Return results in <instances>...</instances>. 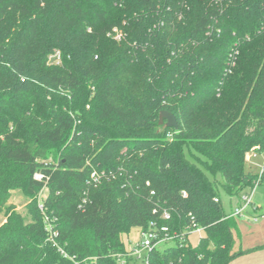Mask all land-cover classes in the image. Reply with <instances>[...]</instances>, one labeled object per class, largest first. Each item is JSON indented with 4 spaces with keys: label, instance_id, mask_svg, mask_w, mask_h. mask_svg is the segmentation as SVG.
Wrapping results in <instances>:
<instances>
[{
    "label": "trees",
    "instance_id": "1",
    "mask_svg": "<svg viewBox=\"0 0 264 264\" xmlns=\"http://www.w3.org/2000/svg\"><path fill=\"white\" fill-rule=\"evenodd\" d=\"M254 151L264 0H0V264H144L123 236L154 225L178 237L149 264H230L245 251L221 193L264 185Z\"/></svg>",
    "mask_w": 264,
    "mask_h": 264
},
{
    "label": "rangeland",
    "instance_id": "2",
    "mask_svg": "<svg viewBox=\"0 0 264 264\" xmlns=\"http://www.w3.org/2000/svg\"><path fill=\"white\" fill-rule=\"evenodd\" d=\"M163 126L161 127V129ZM248 159L245 163V171L247 173L260 174L264 167V153L251 152L248 154ZM218 180H222V176L218 174ZM47 191L43 190L40 199L45 198ZM222 202L226 213L234 212L236 207L242 205L240 197H229L221 193ZM30 198L25 196L21 190H14L11 193V198L8 206L14 208L25 219L26 223L31 221V217L27 211V205ZM40 202V201H39ZM253 205L249 206L241 216L238 217L239 228L242 234L241 246L245 254L234 259L230 264H264V248L254 250L259 245H264V185L257 186L252 195ZM5 222V211L0 213V225ZM205 235L202 230H195L190 235V242L193 246H197L200 238ZM126 250L132 253L142 241L141 229L133 228L129 234L123 236ZM167 245H159L157 250L163 251L168 248ZM140 263L144 262L146 252L142 251L139 254Z\"/></svg>",
    "mask_w": 264,
    "mask_h": 264
},
{
    "label": "built area",
    "instance_id": "3",
    "mask_svg": "<svg viewBox=\"0 0 264 264\" xmlns=\"http://www.w3.org/2000/svg\"><path fill=\"white\" fill-rule=\"evenodd\" d=\"M117 39H119V36H117ZM62 62L61 54L60 52L56 51L53 55L49 57V63L51 65H60ZM35 179L37 181L42 180L41 175H36ZM254 193V192H253ZM252 195L253 194H242L240 196L241 203L239 207H236L234 212L231 214V217H239L241 214L249 208V206L253 205L252 203ZM217 201V200H216ZM165 220H170V215L165 212L162 216ZM154 228L150 229L148 232L142 233V241L140 244L136 247L134 251H132L131 255L138 257L139 254L142 251L146 252V255L156 250L159 245H175L176 244V238L178 237L176 234L170 235V229L167 226L163 227H157L156 225L153 226ZM202 230V229H197ZM203 231V230H202ZM192 233V232H191ZM191 235V234H190ZM140 259V258H139ZM141 260V259H140ZM144 264H149L146 256L144 257Z\"/></svg>",
    "mask_w": 264,
    "mask_h": 264
},
{
    "label": "water",
    "instance_id": "4",
    "mask_svg": "<svg viewBox=\"0 0 264 264\" xmlns=\"http://www.w3.org/2000/svg\"><path fill=\"white\" fill-rule=\"evenodd\" d=\"M159 123L160 126H163L164 128L175 129V130H178L179 128L178 121L175 115L167 111H162L160 113Z\"/></svg>",
    "mask_w": 264,
    "mask_h": 264
},
{
    "label": "crops",
    "instance_id": "5",
    "mask_svg": "<svg viewBox=\"0 0 264 264\" xmlns=\"http://www.w3.org/2000/svg\"><path fill=\"white\" fill-rule=\"evenodd\" d=\"M249 157L247 156V159H248ZM233 212H231V213H229L230 215L232 214ZM259 246H264V245H259Z\"/></svg>",
    "mask_w": 264,
    "mask_h": 264
}]
</instances>
